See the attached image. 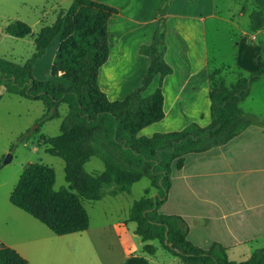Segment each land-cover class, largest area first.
I'll use <instances>...</instances> for the list:
<instances>
[{
	"label": "trees",
	"instance_id": "1",
	"mask_svg": "<svg viewBox=\"0 0 264 264\" xmlns=\"http://www.w3.org/2000/svg\"><path fill=\"white\" fill-rule=\"evenodd\" d=\"M169 4L170 0H165L157 10L150 44L139 48V53L149 59L140 85L120 100H110L98 84L99 70L109 56L107 24L117 14L116 8L95 0H73L68 9L58 12L53 23L43 26L35 35L21 21L4 27V33L15 38L32 36L34 51L22 64L0 57V86L7 93L43 103L38 127L59 118L60 104L67 106L60 133L39 137L47 145L46 153L63 160L67 186L55 190L54 170L31 162L23 168L9 194V202L55 235L80 233L89 226L82 200L101 199L103 186L111 184L115 187L108 195L129 193L131 186L145 177L155 190L154 196H148L146 190L144 196L132 203L127 220L135 223L134 233L144 243L145 252L155 253L156 247L147 242L156 240L182 264H264V248L256 249L244 261L229 260L222 245L213 243L208 249L194 245L187 239V224L181 217L159 212L170 189L171 169L182 163L184 155L225 144L251 124L264 126L263 119L247 115L239 107L248 96L250 85L264 75L263 50L259 46L254 57L255 70L239 75L229 87L216 80L223 68L208 74L210 122L206 126L191 122L180 130L139 135L164 117L162 83L173 72L164 59ZM252 5L249 29L257 31L264 27V0H252ZM56 37L59 43L51 75L61 77L67 84L37 80L32 74L35 61ZM156 76V89L143 96ZM37 132L36 128L21 134L18 142ZM91 157L102 161V172L90 174L85 170L84 164ZM165 240L172 246L166 245ZM0 264L28 263L0 242ZM122 264L150 263L144 257L131 255Z\"/></svg>",
	"mask_w": 264,
	"mask_h": 264
},
{
	"label": "rangeland",
	"instance_id": "2",
	"mask_svg": "<svg viewBox=\"0 0 264 264\" xmlns=\"http://www.w3.org/2000/svg\"><path fill=\"white\" fill-rule=\"evenodd\" d=\"M72 1L0 0V57L22 64L34 51L33 37L15 38L5 34L3 29L7 24L21 21L27 24L32 35H35L43 26L53 23L58 12L68 9ZM171 5L172 15L177 13L188 18H185L186 21H179L178 17L170 16L171 21L166 26L165 45L173 47L176 56L196 50L198 61L200 53L203 52L211 71L221 63H231L235 53L234 41H238L243 32L251 33L247 24L253 8L252 0H170L169 7ZM242 7L246 8V13L240 12ZM257 32L254 44L262 46L264 61V27ZM252 39L254 40V37ZM58 43L59 38H54L45 53L35 61L32 74L37 80H58L67 84L61 77L55 78L51 75V64ZM122 60L120 58L116 64L117 70H107L105 67L103 69L104 65L101 67L102 71L101 68L99 70V87L110 99H119L124 94L114 89L109 90L110 83L105 85L107 79L120 88L136 83L139 78V72L124 74L125 65ZM184 61L185 59L174 58L172 67L183 69ZM237 70L239 68L234 67L231 72L225 74L226 84L235 81ZM129 79L133 80L127 83L126 80ZM260 94L264 98V78L251 90L253 100L258 101ZM248 102L246 104L254 105V101ZM58 112L59 118L46 121L38 127L37 120L44 113L43 103L40 100L7 93L4 87L0 86V238L9 243L11 248L22 253L29 264H122L125 258L131 255L144 257L150 264H182L178 257L162 248L156 240L148 242L157 247L155 253L145 252L144 243L134 233L135 224L125 222L132 203L140 199L144 190L150 186L148 178L144 177L135 182L129 193L109 196L108 192L115 187L111 184L103 186L104 196L100 200H82L89 216L90 227L86 231L71 235H55L9 202V194L23 168L31 162L43 163L54 170L55 190L67 186L63 160L46 153L44 149L47 145L39 138L40 134L54 137L60 133V123L67 113L66 104H60ZM165 126L168 129L171 127L167 123H161L158 129ZM36 128L37 133L26 141L18 142L21 134ZM8 155L10 157L4 163ZM84 168L90 174H97L104 166L100 159L91 157L84 164ZM153 191L155 190L149 191L147 195L150 196Z\"/></svg>",
	"mask_w": 264,
	"mask_h": 264
},
{
	"label": "crops",
	"instance_id": "3",
	"mask_svg": "<svg viewBox=\"0 0 264 264\" xmlns=\"http://www.w3.org/2000/svg\"><path fill=\"white\" fill-rule=\"evenodd\" d=\"M95 1L112 6L118 11L109 18L107 24L109 56L102 68L117 70L116 64L122 58L125 75L139 72L136 83L128 84L127 87L117 88L109 79L105 81L106 86L110 83L109 90L114 89L124 94L119 99L107 97L110 100H120L140 85L148 68L149 59L139 53V48L141 45L150 44L156 26L157 10L163 6L165 0ZM172 9L171 5L166 13V26L171 21L170 16L178 17L179 21L188 18L177 13L172 15ZM240 12L246 13L247 10L242 7ZM247 28L251 33L243 32V36L234 41L233 61L221 63L219 67L212 69L213 71L223 68L216 80L223 82L227 87L233 84L239 75H248L255 70L254 57L259 45H255L254 41L257 40L259 31H251L249 21ZM197 53L196 50H189L176 56L175 49L166 46V63L172 67L174 58L185 59V68L172 67L173 72L164 77V117L141 130L139 134L151 136L155 132L180 130L191 122L199 126H206L210 122L207 76L211 70L203 52L200 53L199 61ZM193 65L195 66L191 67ZM234 67L239 68L236 79L233 83L226 84L224 76ZM262 78L264 75L250 85L248 96L240 102L239 107L243 113L264 120L263 96H258L259 102L251 96L253 86ZM132 80L126 81L130 83ZM157 82L158 76L151 81L143 96L151 94L156 89ZM247 101H254V105L246 104ZM161 123H167L171 127L158 129ZM170 180V189L159 212L181 217L187 224V239L194 245L208 249L213 243H219L225 248L228 259L235 262L244 261L256 249L264 248V126L251 124L225 144L202 152L187 153L183 156L181 164L173 165ZM146 190L151 191L153 188H146L143 196ZM154 193L155 191L150 196H154ZM127 220L125 222H128ZM0 242L11 248V245L1 238ZM16 252L28 263L22 253L18 250Z\"/></svg>",
	"mask_w": 264,
	"mask_h": 264
},
{
	"label": "water",
	"instance_id": "4",
	"mask_svg": "<svg viewBox=\"0 0 264 264\" xmlns=\"http://www.w3.org/2000/svg\"><path fill=\"white\" fill-rule=\"evenodd\" d=\"M9 157H10V156L8 155V156L5 158L4 163L8 161ZM165 244L168 245L169 247L172 246L171 243H168L167 240H165Z\"/></svg>",
	"mask_w": 264,
	"mask_h": 264
}]
</instances>
